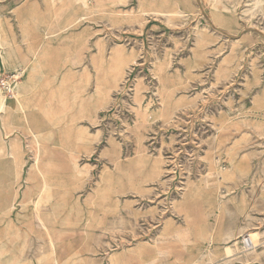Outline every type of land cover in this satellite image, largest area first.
Returning <instances> with one entry per match:
<instances>
[{"label":"rangeland","instance_id":"obj_1","mask_svg":"<svg viewBox=\"0 0 264 264\" xmlns=\"http://www.w3.org/2000/svg\"><path fill=\"white\" fill-rule=\"evenodd\" d=\"M0 41V264H264V0H0Z\"/></svg>","mask_w":264,"mask_h":264},{"label":"bare ground","instance_id":"obj_2","mask_svg":"<svg viewBox=\"0 0 264 264\" xmlns=\"http://www.w3.org/2000/svg\"><path fill=\"white\" fill-rule=\"evenodd\" d=\"M7 47L6 43L3 41H0V63L3 66H6L7 60L5 57V54L3 53L2 50H5L4 48ZM10 61V60H9ZM20 66H22L21 62L19 63ZM17 102L20 104L21 107H23L22 103L17 99ZM5 109V106L2 107V110ZM38 153L39 157L43 155V147L38 141ZM4 150L0 149V155L3 153ZM13 153H4L2 157H0V169L3 168L4 174L0 175V213L1 214H7L10 212L12 209H14V203H15V190L12 186V179H16L20 176V172H12L11 170V161L13 158ZM5 167H2L4 166ZM23 205V204H22ZM26 205V204H25ZM48 231V230H47ZM251 237V236H250ZM252 242L254 243V247L251 249H244V251H251L255 248L256 244L253 238L251 237ZM34 263V262H33ZM32 264V263H29ZM51 264H57L56 259L53 257Z\"/></svg>","mask_w":264,"mask_h":264},{"label":"built area","instance_id":"obj_3","mask_svg":"<svg viewBox=\"0 0 264 264\" xmlns=\"http://www.w3.org/2000/svg\"><path fill=\"white\" fill-rule=\"evenodd\" d=\"M14 77H16V76H14ZM11 88H12V83L11 84L8 83V85L6 87V91L12 92ZM240 239H241L240 242H241L243 249H251L254 247V243L252 242L250 235L245 234Z\"/></svg>","mask_w":264,"mask_h":264},{"label":"crops","instance_id":"obj_4","mask_svg":"<svg viewBox=\"0 0 264 264\" xmlns=\"http://www.w3.org/2000/svg\"><path fill=\"white\" fill-rule=\"evenodd\" d=\"M236 230H237V229H236ZM236 230H235V228L230 227V228H228V229L226 230L225 233H228V232H235Z\"/></svg>","mask_w":264,"mask_h":264}]
</instances>
